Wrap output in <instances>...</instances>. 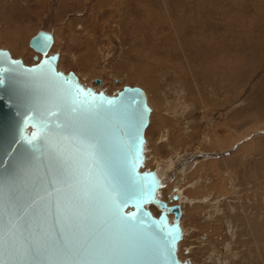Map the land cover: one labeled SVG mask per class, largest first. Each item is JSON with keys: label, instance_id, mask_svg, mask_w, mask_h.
I'll return each instance as SVG.
<instances>
[{"label": "rangeland", "instance_id": "1", "mask_svg": "<svg viewBox=\"0 0 264 264\" xmlns=\"http://www.w3.org/2000/svg\"><path fill=\"white\" fill-rule=\"evenodd\" d=\"M38 29L58 69L146 93L144 168L182 208L178 258L264 264V0H0V48L35 63Z\"/></svg>", "mask_w": 264, "mask_h": 264}, {"label": "water", "instance_id": "2", "mask_svg": "<svg viewBox=\"0 0 264 264\" xmlns=\"http://www.w3.org/2000/svg\"><path fill=\"white\" fill-rule=\"evenodd\" d=\"M45 37L49 38L46 47ZM51 44V33L43 29L29 37L27 46L34 51L32 64H25L21 57H12L6 48H0L4 54L0 57V80H3L0 83V236L13 223L22 226L25 234L48 232L54 238H58L60 231L67 233L69 225L74 231L97 237L117 232L118 226L96 199L101 192L98 170L90 175L83 168L86 150L73 139L69 129L57 127L63 117L50 114L57 109L70 112L72 100L67 91L79 87L91 94L86 96L87 100L112 111L91 116L82 114L78 108L73 115L85 122L106 123L114 162L140 186V196L123 205L122 214L134 216L157 239L178 237L174 249L163 258H146L136 264H190L177 256V245L182 238L179 205L160 198L162 185L155 170L144 168L143 131L151 109L143 89L124 84L111 93L95 90L81 82L73 70L64 72L56 67L58 53L47 54ZM92 81L100 83L98 77ZM34 133L38 137L35 147L25 142ZM62 168L67 172L62 174ZM176 199L177 195L172 193L168 201ZM140 200L149 202L139 203ZM57 202L63 209L60 215ZM148 205L156 206L158 212L153 214ZM0 261L21 264L4 250H0Z\"/></svg>", "mask_w": 264, "mask_h": 264}, {"label": "snow or ice", "instance_id": "3", "mask_svg": "<svg viewBox=\"0 0 264 264\" xmlns=\"http://www.w3.org/2000/svg\"><path fill=\"white\" fill-rule=\"evenodd\" d=\"M48 39L44 38L45 47ZM40 51H43V48ZM3 56L4 54L0 53V57ZM12 63L18 62L12 61ZM42 63H47V61ZM0 83H3V80H0ZM67 95L72 100L70 112L64 113L57 109L50 114L57 118L63 117V122L57 127L69 129L73 139L86 150L87 156L83 161V168L90 175L93 170H98L101 192L96 199L118 226L117 232L105 237H97L74 231L69 225L67 233L60 231L58 238H54L48 232L36 235L28 231L25 234L22 226L13 223L11 228L0 236V250L6 251L12 259L21 264L23 262H31V264H41V262H47V264H136L146 258H163L174 249L178 237L171 235L170 238L157 239L134 216L122 214V206L140 196V186L131 181L127 173L114 162L108 140L109 127L104 122H85L73 115L78 108L82 114L91 116L112 110L106 109L103 104L87 100L86 96L91 94H86L79 87H76L75 91L69 88ZM107 103L111 105L112 101ZM33 127L37 125L34 124ZM37 139V134L34 133L32 138L25 139V142L35 147L34 141ZM66 172L67 169H61L62 174ZM55 183L54 178L53 184ZM144 202L149 201L140 200L139 203ZM56 209L58 215L63 212L59 202L56 204ZM0 264L3 262L0 261Z\"/></svg>", "mask_w": 264, "mask_h": 264}, {"label": "bare ground", "instance_id": "4", "mask_svg": "<svg viewBox=\"0 0 264 264\" xmlns=\"http://www.w3.org/2000/svg\"><path fill=\"white\" fill-rule=\"evenodd\" d=\"M51 36H52V33H51ZM20 39V38H19ZM52 45H53V37H52V44H51V46L49 47V49H48V51H47V54H48V52L50 51V49H51V47H52ZM3 46V45H2ZM17 48V47H16ZM18 49V48H17ZM18 51V50H17ZM57 60H58V58H57ZM28 63V62H27ZM56 67H57V62H56ZM100 79V78H99ZM101 83H102V81H101V79H100V83L98 84V85H101ZM144 91V90H143ZM109 93V92H108ZM145 93V92H144ZM145 96H146V93H145ZM146 102H147V96H146ZM150 114V113H149ZM148 122H149V116H148ZM148 125V124H147ZM147 127V126H146ZM146 127H145V129H146ZM144 129V130H145ZM143 136H144V131H143ZM177 195V194H176ZM177 198H178V196H177ZM179 205V204H178ZM179 208H180V216H181V207H180V205H179ZM180 216H179V218H180ZM181 227V226H180ZM181 230H182V228H181Z\"/></svg>", "mask_w": 264, "mask_h": 264}]
</instances>
